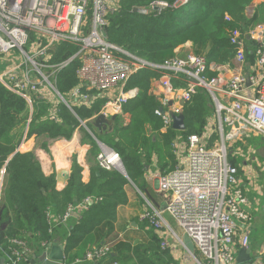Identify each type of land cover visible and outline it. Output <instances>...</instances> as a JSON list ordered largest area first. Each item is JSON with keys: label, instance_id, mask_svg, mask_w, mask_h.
<instances>
[{"label": "built area", "instance_id": "1", "mask_svg": "<svg viewBox=\"0 0 264 264\" xmlns=\"http://www.w3.org/2000/svg\"><path fill=\"white\" fill-rule=\"evenodd\" d=\"M118 4L119 0H0V58L6 64L0 71V84L22 98L30 113L35 103L52 105L48 118L53 121H58L59 103L71 109V105L90 99L79 93L81 87L105 99L99 114L120 116L122 106L138 93L136 88L126 89L128 80L142 69H156L160 76L154 81L161 96L155 114L165 127L172 125L173 116L182 114L181 102L187 104L197 89H205L214 106L217 126H209V120L200 134L176 138L172 143L176 167L157 179L158 191L167 201L165 213L191 240L198 260L160 212L150 207L151 211L145 210L138 218L147 221L159 236L161 249H167L169 239L173 238L194 264H237L238 251L249 246L245 226L252 221V215L238 169L229 161V155L238 157L240 148L231 150L238 142L253 137L264 139V24L246 33L231 31L229 41L236 51L231 66L208 64L204 57L192 53L155 65L110 44L103 36L107 18ZM165 7L167 4L162 2L150 4L151 11ZM224 19L231 21L227 15ZM246 37L256 43L254 60L249 64L245 59ZM59 44H71L78 50L55 64L51 60ZM74 59L79 61V85L66 99L56 88V77ZM208 71H216L217 75L207 79ZM176 81L181 84L175 86ZM114 90H118L116 95ZM98 146V167L119 171V155ZM3 174L4 169L0 171V188ZM99 200L89 197L69 205L61 216L47 212L49 232ZM49 245L41 244L43 252L48 251ZM110 247L108 244L91 248L75 263L103 259ZM0 250L3 264L28 262L33 254L25 241L16 239L8 240ZM251 260V264H264L260 255Z\"/></svg>", "mask_w": 264, "mask_h": 264}, {"label": "trees", "instance_id": "2", "mask_svg": "<svg viewBox=\"0 0 264 264\" xmlns=\"http://www.w3.org/2000/svg\"><path fill=\"white\" fill-rule=\"evenodd\" d=\"M181 1L119 0L117 9L107 18V41L155 65L173 59L177 49L190 43L191 53L204 57L208 64L231 66L236 54L229 41L231 31L237 29L246 33L264 24V3L257 5L248 17L246 10L253 0ZM152 2H162L167 7L151 11ZM135 8L148 12H132ZM225 15L231 21L226 22ZM244 41L246 62H252L256 43L246 38ZM77 50V46L59 44L51 62L65 61ZM78 67L79 61L74 59L57 74L56 88L66 99L71 90L79 85ZM216 75V71H208L206 78ZM159 76L160 72L151 68L134 74L128 80L126 89L136 88L138 93L122 106L123 114L130 117L129 122L125 124L118 116L112 123L111 131L100 133L87 123V128L95 137L84 130L82 123L99 115L105 103L97 92L81 87L79 93L90 99L83 105H71V109L59 103L56 105L58 121H53L48 118L52 105L35 103L30 113L22 98L0 84V170L4 168L0 188V247H5L10 239L22 240L37 254L43 252L42 243L54 244L59 238L67 263L71 264L76 258L71 256V252L94 236L95 248L110 244V251L105 258L84 261L86 264H104L108 260H119L121 264H174L170 249H161L159 236L147 221L135 219L137 227L146 233L145 242L135 245L113 243L116 240L112 238L117 211L128 203L127 188L133 184L144 192L143 173L152 161L160 175L172 171L177 164L173 141L178 137L186 139L189 135L200 134L207 119L214 114L209 93L199 88L183 108L184 130L165 127L162 119L155 114L160 108L158 98L149 92L152 81ZM174 85L179 86V83L174 82ZM76 130L84 133V142L89 145V160H95L100 152L98 140L119 155L126 177L116 170H103L96 163L90 170V179L84 183L82 168L76 155H73L69 180L65 188L57 190L55 173L46 176L33 152L18 150L23 142L34 137L41 138L40 149L48 152L49 141H69ZM255 140L256 137H253L248 142L264 148V139L262 143ZM231 148L233 150L234 146ZM229 161L238 167L239 161L231 157V153ZM139 179L141 183H138ZM89 197L100 200L49 232L47 212L61 216L69 205H77ZM260 242H264V234ZM34 254L28 262L19 264H31ZM260 256L264 258V253Z\"/></svg>", "mask_w": 264, "mask_h": 264}, {"label": "crops", "instance_id": "3", "mask_svg": "<svg viewBox=\"0 0 264 264\" xmlns=\"http://www.w3.org/2000/svg\"><path fill=\"white\" fill-rule=\"evenodd\" d=\"M264 3V0H253L252 4L247 8L246 14L248 17L253 13L254 8ZM186 50H191V44L187 43L182 48L176 50V56L183 57L181 53ZM181 55V56H180ZM185 56V55H184ZM250 62H248L249 64ZM6 64L0 68V71L5 68ZM177 82V81H176ZM181 84L180 82H178ZM152 95H155L160 100V90L157 85V82L152 81L150 91ZM113 93L116 95L118 90H114ZM86 103V102H84ZM84 103L74 104V105H83ZM169 110V109H168ZM166 110V111H168ZM98 116V115H97ZM115 115L106 116L107 119ZM119 116V115H118ZM116 116V117H118ZM94 116L91 121L95 118ZM122 121L126 124L129 122L130 117L128 114H123L119 116ZM212 117V118H211ZM209 117L206 121H209V126H217V120L213 118V115ZM85 121L82 123V127L84 130L89 132L93 137L89 129L87 128V123H91V121ZM205 126V127H206ZM204 127V128H205ZM94 128V127H93ZM96 132L100 133L98 129L94 128ZM108 130V129H106ZM105 130V131H106ZM111 131V130H108ZM165 131V128L162 129V132ZM41 138H30L29 140L23 142L19 151L26 152L31 151L34 153L35 157L39 161L41 165V169L43 173L48 176L51 173H55L56 176V188L57 190H62L65 188L70 174L72 156L76 155L77 163L82 168V181L87 183L90 179V170L92 167L96 165V159L89 160L88 159V150L89 145L84 142V133L81 130H76L71 138V140H54L49 141L48 143V152L40 149V146H36V143L40 141ZM98 141V140H96ZM99 142V141H98ZM255 142L262 143L263 139L256 137ZM241 143V142H240ZM102 144V143H101ZM104 145V144H103ZM105 146V145H104ZM234 148H240L237 151L238 157H233L239 161L238 163V177L242 181L241 188L248 199V211L252 215V221L245 226L246 231L249 234V246L248 248L251 250V259H255V257L264 253V242H260L261 236L264 234V148H259L257 145L252 146L249 142L241 143V145L237 146L233 145ZM108 148V147H107ZM236 150V149H235ZM4 169V168H2ZM2 169L0 171H2ZM160 176L159 170L156 168L155 162L152 161L150 166L145 168L143 173V179L145 183V190L142 193L139 188L131 184V187L127 188L128 195V203L120 207L117 211V220L114 224V230L112 233V238L116 242L130 243L131 245H135L140 242H145L147 240V236L145 231L139 229L136 225L135 219L138 218L142 213L141 211V202L145 201L148 205L150 204V199L148 196L150 193L161 194L158 191V177ZM138 183H141V179L138 180ZM164 197V196H163ZM165 199V197H164ZM150 202V203H149ZM156 211L160 212L157 208L156 204L152 205ZM146 209L144 208L143 211ZM161 213V212H160ZM166 222L173 229L174 233L178 238L182 241L183 233L182 231L175 226L173 221L167 215ZM135 224V226H133ZM175 226V227H174ZM181 231L182 235H179L177 231ZM140 234H143V237L140 238ZM57 244H61L59 238L56 240ZM96 245V239L94 236L87 239L83 242L76 250L71 252V256H75V260L71 264H76V260H82L83 254L91 248H94ZM168 248L170 249V254L174 259V264H194L192 261L186 258V252L183 248H181L175 239H169ZM34 254V253H33ZM42 252L34 254L36 256H40ZM64 264H68L66 257ZM77 264H86L84 262H80ZM104 264H121L119 260H108ZM238 264V263H237Z\"/></svg>", "mask_w": 264, "mask_h": 264}, {"label": "water", "instance_id": "4", "mask_svg": "<svg viewBox=\"0 0 264 264\" xmlns=\"http://www.w3.org/2000/svg\"><path fill=\"white\" fill-rule=\"evenodd\" d=\"M132 12L140 13V14H147L146 9H138L135 8L132 10ZM103 36L106 37V32H103ZM247 40H249V37H246ZM52 53V51H49ZM247 78V77H246ZM249 83H247L248 85ZM186 105L185 102H181L180 106L184 107ZM116 119V116L110 117V119H107L104 115L99 114L96 116L92 121L91 125L98 129L99 131H105L106 129L111 130L112 129V123ZM171 127L178 131L184 130V116L182 114H179L177 116L172 117V125ZM98 142V141H96ZM99 145L104 146L100 142H98ZM106 147V146H104ZM13 156V155H12ZM11 156V157H12ZM11 157L8 159V161L11 159ZM7 161V162H8ZM119 172L126 177V173L124 170V167L121 163ZM135 226V224L133 225ZM182 243L186 247V249L189 251V253L198 260L196 254L194 245L191 242V240L186 236H182ZM31 264H64L65 256H64V246L62 244H50L48 247L47 252H43L40 256L34 255L32 258ZM236 262L238 264H251V250L249 248L246 249H240L236 256ZM4 263V259L0 258V264Z\"/></svg>", "mask_w": 264, "mask_h": 264}, {"label": "rangeland", "instance_id": "5", "mask_svg": "<svg viewBox=\"0 0 264 264\" xmlns=\"http://www.w3.org/2000/svg\"><path fill=\"white\" fill-rule=\"evenodd\" d=\"M181 3H183V0L181 1ZM191 53V51L189 50H184L181 55L184 56V55H187ZM180 55V56H181ZM5 65L4 61L0 58V68L2 69V67ZM41 144V140L38 141L36 143V146H40ZM148 198L150 199V204H146L145 201H142L141 204H140V208H141V211L140 213L144 212V208L148 211H151V208L150 207H153L152 205L153 204H156L157 205V208L159 209V211L161 212V214L163 215V217H166L167 218V214L165 213L166 211V207H167V201L164 199L163 195L161 194H154V193H150V195L148 196ZM150 205V206H149ZM164 220L166 221V219L164 218ZM175 227V226H174ZM179 235H182L181 231H177ZM140 238L143 237V234H140Z\"/></svg>", "mask_w": 264, "mask_h": 264}]
</instances>
